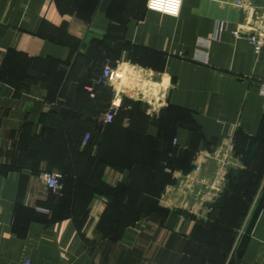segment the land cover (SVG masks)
I'll return each mask as SVG.
<instances>
[{"label":"crops","instance_id":"crops-1","mask_svg":"<svg viewBox=\"0 0 264 264\" xmlns=\"http://www.w3.org/2000/svg\"><path fill=\"white\" fill-rule=\"evenodd\" d=\"M251 38L264 0H0V264H264Z\"/></svg>","mask_w":264,"mask_h":264},{"label":"built area","instance_id":"built-area-1","mask_svg":"<svg viewBox=\"0 0 264 264\" xmlns=\"http://www.w3.org/2000/svg\"><path fill=\"white\" fill-rule=\"evenodd\" d=\"M182 0H147V8L153 11L161 12L167 15L176 16L180 12ZM251 41L255 43V48H263L264 42L256 41L251 38ZM112 78V70L109 66H105L102 71L101 79L106 81ZM262 91L264 94V83L261 84ZM90 90V88H89ZM115 108L110 106L103 114L102 122L110 123L113 121L115 116ZM44 181L49 190L59 191L63 186L62 174L51 171L44 175Z\"/></svg>","mask_w":264,"mask_h":264},{"label":"trees","instance_id":"trees-1","mask_svg":"<svg viewBox=\"0 0 264 264\" xmlns=\"http://www.w3.org/2000/svg\"><path fill=\"white\" fill-rule=\"evenodd\" d=\"M63 177V176H62Z\"/></svg>","mask_w":264,"mask_h":264}]
</instances>
